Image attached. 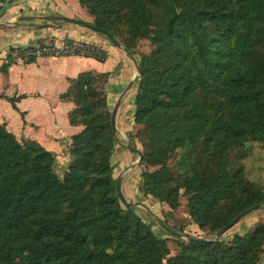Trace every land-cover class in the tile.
<instances>
[{
	"label": "trees",
	"instance_id": "16d2710c",
	"mask_svg": "<svg viewBox=\"0 0 264 264\" xmlns=\"http://www.w3.org/2000/svg\"><path fill=\"white\" fill-rule=\"evenodd\" d=\"M79 4L110 36L151 44L138 64L133 121L136 134L156 144L143 154L145 163L159 169L141 174L139 191L174 210L181 186L189 216L212 232L264 204V191L228 158L232 147L264 141V0ZM87 48L83 56L106 60L105 50ZM125 49L134 55L128 44ZM12 62L9 54L2 71ZM95 74L105 85L108 73L86 71L70 79L60 96L74 104L70 124L83 125L71 136L61 177L53 171V153L19 141L0 124V264H258L264 223L228 242L185 241L170 256L167 239L122 207L110 162L114 136L107 98L104 85L96 91ZM6 99L16 109L18 98ZM176 149L178 159L195 168L173 186L166 160Z\"/></svg>",
	"mask_w": 264,
	"mask_h": 264
},
{
	"label": "crops",
	"instance_id": "0c3cea01",
	"mask_svg": "<svg viewBox=\"0 0 264 264\" xmlns=\"http://www.w3.org/2000/svg\"><path fill=\"white\" fill-rule=\"evenodd\" d=\"M51 14L88 17L79 0H15L0 9V124L19 141H34L53 153L55 171L62 175L70 161L67 150L71 136L81 130L69 122L73 102L60 99L69 80L86 71L108 73L104 92L107 102L114 103L132 80V73L124 66L127 53L121 54L82 26L39 19ZM72 43L97 46L108 56L104 62L74 53H47L33 62L15 56L22 48ZM9 54L13 62L3 72L1 67ZM6 98H18L16 109Z\"/></svg>",
	"mask_w": 264,
	"mask_h": 264
},
{
	"label": "rangeland",
	"instance_id": "374dc122",
	"mask_svg": "<svg viewBox=\"0 0 264 264\" xmlns=\"http://www.w3.org/2000/svg\"><path fill=\"white\" fill-rule=\"evenodd\" d=\"M84 11L87 12L85 21L94 23V16L89 14L88 7L85 5L83 7ZM82 19V18H80ZM88 32H92L98 38L106 40L107 44L115 50H121V54L127 53L123 50L125 46L131 48L134 52L132 57L128 56L125 58V69L132 73L133 84L129 88L128 92L121 100L118 112L116 114V131L114 136V147L110 157V162L114 170V177H121V188L123 195L128 201L134 202L132 206L135 214L139 218L151 224L153 232L159 238L167 239V246L170 252V256L176 255L180 249L181 244L184 243L185 239L177 238L171 236L169 233L164 231L156 222V218L163 219L168 225L177 231L184 232L186 234L201 236L207 239H215L218 237V231L201 230L194 223L192 218L189 216L186 209V197L184 196V190L181 186L176 183L177 178L192 177L193 170L195 167L191 165L190 162H183L178 159L177 149L172 153V156L166 160V168L171 175V180L169 181L171 185L178 186V206L176 209L172 210L169 206L162 201L152 197L144 196L139 191L140 177L144 171H155L159 169V166H149L145 163L143 157L141 162H138V155L129 151L128 146L141 150L142 154L147 153L156 148V144L153 143L147 136H139L136 134L139 126L134 124L133 113H134V97L137 92L138 75L137 70L134 66L133 60L139 64L141 55H147L150 52L151 44L149 40L138 38L132 40L131 38L124 34L123 36H114L121 44V48L116 47L109 38L101 33L94 32L90 29H86ZM117 54H119L117 52ZM108 56V54H107ZM123 68L120 66L119 68ZM121 68V69H122ZM94 86L97 92L102 90L105 79L101 75L94 76ZM114 103L111 101L107 106L110 111ZM81 113L76 114V119L80 121ZM81 129L82 124H79ZM109 128L111 129L110 123ZM70 146V144H69ZM69 146L67 153L69 154ZM229 164L241 168L245 178L248 181L253 182L256 187L264 191V141L263 142H247L240 147H232L228 153ZM53 171L55 174V164L53 165ZM59 174V175H58ZM58 177H61L58 173ZM137 202H142L145 204L151 212H149L145 207L138 205ZM124 209L125 206L121 204ZM221 213V212H219ZM264 223V205H259L255 210L249 214L243 216L235 225H233L229 230L222 234L218 240L222 242L230 241L235 234H243L251 230L256 224ZM258 264H264V252L261 254Z\"/></svg>",
	"mask_w": 264,
	"mask_h": 264
},
{
	"label": "water",
	"instance_id": "95a60500",
	"mask_svg": "<svg viewBox=\"0 0 264 264\" xmlns=\"http://www.w3.org/2000/svg\"><path fill=\"white\" fill-rule=\"evenodd\" d=\"M32 17H21V19H31ZM39 19L41 20H45V21H59V22H66V23H72V24H76L79 26H82L84 28L90 29L94 32H98L103 34L104 36L108 37L111 42L116 46L121 48V44L120 42L113 36H110V34L102 29L97 28L94 24L87 22L83 19L80 18H75V17H69V16H65V15H59V14H51V15H44V16H40ZM123 50L125 52L126 49L123 48ZM134 66L137 70V75L138 78L141 75V70L138 67L137 62L135 61V59H132ZM133 84L132 81H130L128 83V85L126 86V88L118 95L116 101L114 102L112 109L110 111V126H111V130L112 133L114 134L116 131V114L118 111V108L120 106L121 100L123 99V97L126 95V93L128 92L129 88L131 87V85ZM128 149L130 152L135 153L138 155V162H141L143 154L141 152V150H139L136 147H133L132 145L128 146ZM115 189H116V196L118 197L119 201L121 204H123L126 208V210L130 211L132 214L138 216L137 214H135V212L132 209V206L134 205V202L128 201L125 196L123 195L122 192V188H121V177L118 176L115 178ZM138 205H141L143 207H145L149 212H151L149 210V208L143 204L142 202H137ZM264 205V204H262ZM257 208V206H253L251 208H248L247 210L242 211L240 214H238L235 218H233L231 221H229L227 224H225L223 227H221L218 230V237L215 239H207L201 236H194V235H190V234H186L184 232H180L175 230L174 228H172L170 225H168L163 219L161 218H156V222L157 224L167 233H169L171 236L177 237V238H183L187 241H195V242H204V243H210V242H215L218 240V238L224 234L227 230H229L233 225H235L243 216L249 214L250 212H252L253 210H255Z\"/></svg>",
	"mask_w": 264,
	"mask_h": 264
},
{
	"label": "built area",
	"instance_id": "2783aa9c",
	"mask_svg": "<svg viewBox=\"0 0 264 264\" xmlns=\"http://www.w3.org/2000/svg\"><path fill=\"white\" fill-rule=\"evenodd\" d=\"M13 1L15 0H0V9ZM74 52H78L81 55L86 54L87 52H89L87 48V44L72 43V44H62L59 47L56 46L27 47L16 51L15 56L19 59L25 60L30 57L36 58L47 53L51 55H65Z\"/></svg>",
	"mask_w": 264,
	"mask_h": 264
}]
</instances>
